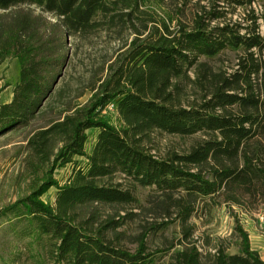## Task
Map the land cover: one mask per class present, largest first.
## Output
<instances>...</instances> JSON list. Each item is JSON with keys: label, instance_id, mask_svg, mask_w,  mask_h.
<instances>
[{"label": "trees", "instance_id": "trees-1", "mask_svg": "<svg viewBox=\"0 0 264 264\" xmlns=\"http://www.w3.org/2000/svg\"><path fill=\"white\" fill-rule=\"evenodd\" d=\"M235 13L204 0H0V64L21 62L13 99L0 103V137L28 132L33 180L0 213L19 238L49 237L53 264H165L149 251L150 230H119L139 208L181 221L171 264H204L191 223L204 198L207 207L223 199L264 210V16L250 10L239 22ZM102 32L119 48L82 76L70 74L73 47ZM231 49L242 50L238 68L216 72L207 59ZM111 105L121 127L105 115ZM156 131L202 136L187 153L160 154L145 143ZM77 157L86 166L61 184L55 171ZM140 187L157 192L148 208ZM52 188L55 203L44 199ZM234 232L240 252L229 253L223 240L209 264H264L239 219Z\"/></svg>", "mask_w": 264, "mask_h": 264}, {"label": "rangeland", "instance_id": "rangeland-1", "mask_svg": "<svg viewBox=\"0 0 264 264\" xmlns=\"http://www.w3.org/2000/svg\"><path fill=\"white\" fill-rule=\"evenodd\" d=\"M197 1V0H194ZM228 4L226 0H204L208 7L214 4L222 5L229 11L236 10L231 14L235 21L242 22L244 13L255 10L259 16H264V0H240L244 4ZM261 33L264 36V20L261 19ZM119 42L114 41L106 32L94 35L88 41H83L78 47H73V62L70 74L80 77L86 71L87 66L102 61L108 54L119 48ZM241 49L226 50L222 54L207 59L216 72L227 71L233 73L238 67ZM9 60V59H8ZM6 62V61H5ZM0 64V82L4 81L0 87V103L7 99L9 92L6 90L7 83H12L14 87L21 79V62L18 58L10 59L8 64ZM89 96L80 102L85 103ZM107 119L121 127L123 124L119 118L116 106L111 105L106 111ZM26 131L10 132L0 137V213L5 208L13 205L19 199L25 197L32 190V179L29 177L26 166L27 151ZM201 134L184 136L180 134H170L167 132L156 131L146 138V146L155 149L157 153L167 151H177L187 153L201 139ZM97 140V131H89V141L87 145L88 153H92ZM76 163L64 168H58L54 177L65 184L75 167H85L87 160L84 157H77ZM118 181H123L120 177ZM155 189L140 187L138 196L141 205L150 207L148 197L154 194ZM57 189L52 188L45 196L47 202L55 203ZM210 204L209 198H204L200 208L191 219L194 225L193 240L199 247L202 261L204 264L210 263L209 253H215L214 247L223 244L229 245V253L238 254L240 252V240L234 232L236 219H239L250 234L253 249L260 252L264 260V210H249L237 205L230 206L225 204ZM134 217L124 221L119 228L120 231L127 233V236L135 237L141 235L145 230H150L147 246L151 253L155 254L157 262L171 264L176 251L181 248L182 240L181 221L175 214L171 219L158 218L139 208L133 210ZM125 215V213L123 214ZM165 219V220H164ZM165 221H169L166 227L160 226ZM14 220L10 216L0 214V264H53L51 259L50 238L44 236L38 240L31 238H19L14 229ZM170 242H175L177 248L168 250ZM131 249H136V245L130 241H124Z\"/></svg>", "mask_w": 264, "mask_h": 264}, {"label": "crops", "instance_id": "crops-1", "mask_svg": "<svg viewBox=\"0 0 264 264\" xmlns=\"http://www.w3.org/2000/svg\"><path fill=\"white\" fill-rule=\"evenodd\" d=\"M9 60H7L4 64L7 65L8 62H9ZM3 84H4V81L3 82H0V87L3 86ZM6 85H7V87H6L7 89L6 90L9 92V94H8L7 99L4 100V101H2L1 103L10 102L13 99V85H12V83H7Z\"/></svg>", "mask_w": 264, "mask_h": 264}]
</instances>
